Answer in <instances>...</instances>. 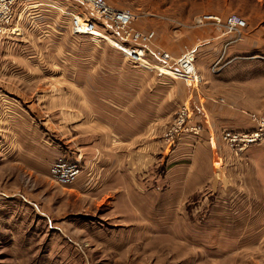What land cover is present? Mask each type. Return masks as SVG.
Returning a JSON list of instances; mask_svg holds the SVG:
<instances>
[{
	"label": "crops",
	"instance_id": "0c3cea01",
	"mask_svg": "<svg viewBox=\"0 0 264 264\" xmlns=\"http://www.w3.org/2000/svg\"><path fill=\"white\" fill-rule=\"evenodd\" d=\"M70 12L89 16L73 0H16L13 25L18 34L0 37V45L5 37L7 46H13L27 26L35 33L41 24L54 26L55 38L62 39L67 33L61 27L67 25L72 34ZM205 28H172L166 42H159L156 33L152 39V46L173 60L194 40L199 42L195 87L161 80L155 71L160 72L159 66L149 64V70L128 61L120 79L107 76L101 82L96 68L76 65L75 74L88 73L89 80L80 82L78 76L80 80L70 82L66 67L59 66L52 89L38 76L52 66L0 64V170H17V183L32 184L37 176H49L51 164L60 158L79 163L82 171L67 188L83 205L90 202L89 211L82 212L85 232L76 234L92 248L107 250L98 262L257 264L256 253L250 254L249 263L245 259L248 248H257V232L264 231L257 221L264 216V184L252 170L247 174L245 165L247 160L255 171L260 162L244 151L241 163L243 158L230 151L220 135L250 128L241 111L264 105V68L249 59L238 62V47L224 51L220 57L225 61L211 73L210 63L220 55L219 38ZM182 103L192 109L191 124L200 131L197 136L180 135L165 160L160 138ZM214 156L234 161L245 173L227 181L240 186L235 194L242 193L232 210L221 205L202 209L208 186L222 184L211 175ZM214 190L226 191L219 186ZM194 197L201 206L187 208ZM232 215L251 218L245 224L227 221ZM241 231L249 235H211Z\"/></svg>",
	"mask_w": 264,
	"mask_h": 264
},
{
	"label": "rangeland",
	"instance_id": "374dc122",
	"mask_svg": "<svg viewBox=\"0 0 264 264\" xmlns=\"http://www.w3.org/2000/svg\"><path fill=\"white\" fill-rule=\"evenodd\" d=\"M105 1L113 8L131 11L136 17L134 25L141 31L144 28L151 30L153 34L156 33L159 35V42L162 43L169 40V30L172 28L185 27L187 32H190L199 29L206 30L208 27H205L209 26L213 36L219 38L220 54L210 63L211 73L216 72V69L222 66L223 61H225L224 55L222 58L220 57L224 54V51L238 47L240 49V51L236 52V57L240 58L237 60L238 62L243 63L249 59V61L259 64V68H264V0ZM76 3L81 7L82 11L89 13L83 4ZM231 14L237 15L244 22V28L238 38L233 32H227L224 27L216 26L212 21L201 24L196 22L198 17L202 15H214L224 21ZM95 23L104 32L101 34L94 31L91 35L89 33V36L95 42L89 36H73L67 25L64 26L66 28L61 27V30H65L67 33L62 36V39L55 38L54 26L38 25L35 27L36 34L32 32V28L29 29L27 26L25 31H21V37L18 36L19 38L15 39L16 42H14L13 46L8 47L5 43L8 38H1L0 64L14 67L22 65L52 66V69H42L43 71L38 73L43 82H46L47 85L50 84L52 89L55 86L53 82L58 81L59 69L57 67L59 66L66 67L67 72L65 75L70 82H74L77 78L80 80L78 76L82 77L80 82L89 80V78H86L88 73L75 74L76 65H81L87 70L96 68L97 73L95 75H98L100 82L105 80L107 76L109 80H118L121 76V68L123 65H127L129 60L116 48L122 50L125 54L129 53L123 46H116L117 43L114 39L117 40L118 35L108 25H103L100 20H96ZM17 34L18 28L15 29L13 35L8 37H14ZM198 44L199 42L194 40L189 48L183 50V52L192 50L194 52V61ZM171 60L173 61L172 58ZM156 62L158 63V61ZM129 63L137 65L132 61H129ZM138 63L145 66V69L151 68L149 64L142 60H138ZM152 64L155 63L152 62ZM159 65H161L160 62ZM168 65L171 68L174 64L170 62ZM262 65L263 67H261ZM157 69L163 72L162 75L157 73L161 80L178 81L165 75V73L170 74L165 68L157 67ZM195 74L197 75V73ZM61 80H64L63 74ZM198 82L199 77L197 83L189 87L197 86ZM189 109L192 112L191 117H193V111L190 107ZM263 113L264 105L256 111H241V114L249 122L250 127L254 126V118L262 116ZM171 122L172 120L166 128ZM163 134L164 132L160 139L164 149L162 156L166 160L170 155V147L178 139L172 144ZM228 149L226 148L227 152L233 158ZM230 151L234 152L233 150ZM234 153L243 158L241 163L245 161V158L241 155L243 153ZM245 154L252 156L257 163L260 162L254 171L252 165L246 160L247 174H250L252 170L253 174H258L264 184V143L249 146L245 149ZM237 161L239 162L240 160ZM213 162L214 169L212 168L211 175L215 181L220 179L218 181L222 184L208 186L210 191L207 193L208 196L203 203L202 209L221 205L220 207L232 210L235 207V199L242 193L237 190L235 194L234 189H239L240 186L236 187L237 185L227 183V181L229 177L245 173L237 170L234 161L230 162L228 158L225 161H220L214 156ZM164 169L163 163L162 170ZM15 174H18V171L9 167L0 170V264H107L105 261L98 262L97 260L98 256L105 255L106 249H94L88 241L78 237V235H81L80 231L85 232L82 227L85 225V222L82 221L84 220L82 212L87 209L89 211L90 202L87 205H83V201L76 197L74 191L67 188L69 186L59 185L47 175L37 176L36 183L20 184L17 181L21 177H17ZM216 186L224 188L226 191L219 193L214 190ZM228 189H231V191ZM198 206H201L200 201L194 197L189 201L187 208ZM228 218L230 219L227 220L229 222L245 224L249 222L251 217L232 215ZM257 221L259 225H264V216H257ZM219 234L230 236L239 234L241 238L249 235L245 231L240 233H211V235ZM248 249L250 252H246L245 262L249 263L251 261L248 258L250 254L253 256L256 253L257 264H264V231L257 232V248ZM252 264L254 263L252 262Z\"/></svg>",
	"mask_w": 264,
	"mask_h": 264
},
{
	"label": "built area",
	"instance_id": "2783aa9c",
	"mask_svg": "<svg viewBox=\"0 0 264 264\" xmlns=\"http://www.w3.org/2000/svg\"><path fill=\"white\" fill-rule=\"evenodd\" d=\"M73 1L83 4L89 12V16H84L79 12L69 13L73 35L89 36V33L93 31L103 34V30L99 29L95 23L96 20H100L103 25H108L118 35L117 40L111 38L117 43L116 46H123L128 53L130 52L129 54L122 53L129 61L142 68H145V66L140 65L138 60L151 64L153 67H163L170 73H165V75L180 81L186 86L197 83L198 77L193 68L194 52L192 50L183 52L177 59L172 61L167 53L152 46L153 32H143L134 25L136 17L131 11L113 8L105 0ZM15 2L16 0H0V37L11 36L16 29L13 26ZM209 21H212L216 26L224 27L227 32H233L237 38L244 28L243 20L234 14L227 16L224 21L214 15H202L198 17L196 22L201 24ZM89 38L92 40L91 36ZM147 48H151L150 53H147ZM152 62L155 64H152ZM159 62L161 65H159ZM170 62L174 64L171 68L168 67ZM155 71L160 75L163 74V72ZM191 116L192 112L189 106L182 103L178 107L172 122L164 131V137L173 144L182 134L197 136L200 126L191 124ZM220 139L227 148L238 154L244 152L253 144L264 143V113L262 116L254 118V126L248 130L244 132L226 130L221 133ZM81 171L82 168L79 163L60 158L51 164L49 177L59 185L71 186L75 183Z\"/></svg>",
	"mask_w": 264,
	"mask_h": 264
},
{
	"label": "bare ground",
	"instance_id": "6f19581e",
	"mask_svg": "<svg viewBox=\"0 0 264 264\" xmlns=\"http://www.w3.org/2000/svg\"><path fill=\"white\" fill-rule=\"evenodd\" d=\"M94 32V31H93ZM92 33H90V35H91ZM130 53V52H129Z\"/></svg>",
	"mask_w": 264,
	"mask_h": 264
}]
</instances>
